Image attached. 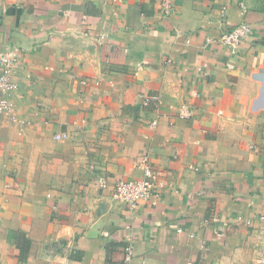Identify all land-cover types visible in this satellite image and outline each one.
<instances>
[{
    "label": "crops",
    "instance_id": "0c3cea01",
    "mask_svg": "<svg viewBox=\"0 0 264 264\" xmlns=\"http://www.w3.org/2000/svg\"><path fill=\"white\" fill-rule=\"evenodd\" d=\"M174 2L0 0V264H264V0ZM149 152L162 186L131 211L114 188Z\"/></svg>",
    "mask_w": 264,
    "mask_h": 264
},
{
    "label": "built area",
    "instance_id": "2783aa9c",
    "mask_svg": "<svg viewBox=\"0 0 264 264\" xmlns=\"http://www.w3.org/2000/svg\"><path fill=\"white\" fill-rule=\"evenodd\" d=\"M160 9L163 15L168 17L175 7L174 0H159ZM243 11H246L245 5H241ZM228 9L223 7L221 9V16H227ZM253 35V28L248 23H241L232 31L220 35L217 39H208L209 44L218 43L230 49H236L240 44ZM20 53L15 47H6L0 50V115L9 118L12 123H21L15 105L13 103V94L18 90V84L12 81V78L17 72L19 65ZM141 105L145 108L160 109L162 105V98L158 95H141ZM190 110L183 109L179 118L189 119L192 117ZM157 121L152 122L151 127L157 126ZM68 134L56 135V140H66ZM139 169L143 172L141 179L134 180H120L116 183L113 197L118 201H122L128 205L129 210L136 211L142 202H150L158 196V189L162 186L160 183V175L151 165L150 152L143 156L138 164ZM102 188L107 187L106 179L100 180ZM215 221H219L215 218ZM127 259L133 256L132 247L126 249Z\"/></svg>",
    "mask_w": 264,
    "mask_h": 264
}]
</instances>
